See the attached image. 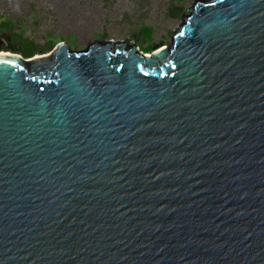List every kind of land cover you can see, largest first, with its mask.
Instances as JSON below:
<instances>
[{"label":"water","instance_id":"1","mask_svg":"<svg viewBox=\"0 0 264 264\" xmlns=\"http://www.w3.org/2000/svg\"><path fill=\"white\" fill-rule=\"evenodd\" d=\"M174 36L0 55V264H264V0Z\"/></svg>","mask_w":264,"mask_h":264},{"label":"rangeland","instance_id":"2","mask_svg":"<svg viewBox=\"0 0 264 264\" xmlns=\"http://www.w3.org/2000/svg\"><path fill=\"white\" fill-rule=\"evenodd\" d=\"M196 0H0V17L8 16L27 36L40 46L38 53L51 51L46 36L74 40L77 49L85 50L96 42H127L130 46L141 40L133 35L143 23L156 28L154 44L169 46L184 22L185 14ZM182 7L179 16L173 10ZM68 44H70L67 41ZM71 45V44H70ZM72 46V45H71ZM0 51L7 50L3 46ZM21 54V53H20Z\"/></svg>","mask_w":264,"mask_h":264},{"label":"trees","instance_id":"3","mask_svg":"<svg viewBox=\"0 0 264 264\" xmlns=\"http://www.w3.org/2000/svg\"><path fill=\"white\" fill-rule=\"evenodd\" d=\"M181 1V0H180ZM182 7L173 10V15L179 16ZM5 33H10L15 42L21 46L22 54L25 57H30L35 55L40 51L39 44L32 38L27 36L26 29L22 28L14 21L11 17L1 16L0 17V37L4 36ZM135 38L141 40V44L144 47L143 51L147 54H152L156 44H154L156 28L152 25L143 23L140 28L132 31ZM46 40L49 43V47L52 49L56 48L58 44L62 42H69L73 49H77L74 40H65L64 38H59L54 35V33H49L46 36Z\"/></svg>","mask_w":264,"mask_h":264},{"label":"flooded vegetation","instance_id":"4","mask_svg":"<svg viewBox=\"0 0 264 264\" xmlns=\"http://www.w3.org/2000/svg\"><path fill=\"white\" fill-rule=\"evenodd\" d=\"M2 46L7 50H14L22 53L21 46L14 41L10 33H5L4 36L0 37V49Z\"/></svg>","mask_w":264,"mask_h":264},{"label":"bare ground","instance_id":"5","mask_svg":"<svg viewBox=\"0 0 264 264\" xmlns=\"http://www.w3.org/2000/svg\"><path fill=\"white\" fill-rule=\"evenodd\" d=\"M1 54H13V55H16V56H19V57L21 56V54L14 53V52H12V51H1V52H0V55H1ZM39 56H40V55H39Z\"/></svg>","mask_w":264,"mask_h":264}]
</instances>
